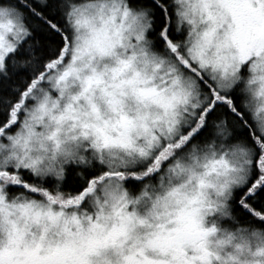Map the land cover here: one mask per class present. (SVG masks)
I'll list each match as a JSON object with an SVG mask.
<instances>
[{"label": "snow or ice", "instance_id": "6c2138e0", "mask_svg": "<svg viewBox=\"0 0 264 264\" xmlns=\"http://www.w3.org/2000/svg\"><path fill=\"white\" fill-rule=\"evenodd\" d=\"M0 264H264V0H0Z\"/></svg>", "mask_w": 264, "mask_h": 264}]
</instances>
